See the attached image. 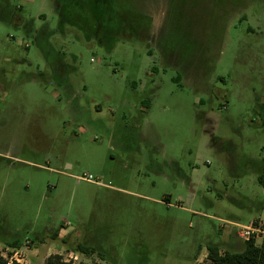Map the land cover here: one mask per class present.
Returning <instances> with one entry per match:
<instances>
[{
    "label": "rangeland",
    "instance_id": "1",
    "mask_svg": "<svg viewBox=\"0 0 264 264\" xmlns=\"http://www.w3.org/2000/svg\"><path fill=\"white\" fill-rule=\"evenodd\" d=\"M109 2L107 47L60 27L55 0H0L16 19H0V254L13 239L24 264L79 243L103 259L74 264L242 251L235 225L264 213V0Z\"/></svg>",
    "mask_w": 264,
    "mask_h": 264
},
{
    "label": "trees",
    "instance_id": "2",
    "mask_svg": "<svg viewBox=\"0 0 264 264\" xmlns=\"http://www.w3.org/2000/svg\"><path fill=\"white\" fill-rule=\"evenodd\" d=\"M57 3V14L60 16V27L64 23H69L83 31L86 37L95 36L100 43L110 47L109 41L100 39L103 31H106V21L110 15L109 0H55ZM0 19L3 21H16L11 11L6 7H0ZM112 40V39H111ZM264 125V118L262 121ZM259 185L264 190V161L260 165V173L257 176ZM262 208L264 209V203ZM57 232L51 234V238H57ZM41 240L36 236L34 241ZM244 243V248L240 252L225 250L220 252V247L216 245L207 246V255L205 264H264V241L256 244L254 240ZM7 249L16 250L22 247V243L18 239L4 243ZM73 252L84 255L98 254L103 259L95 247L84 244H76ZM0 264H7L6 259L0 256ZM15 264V263H12ZM44 264H72L64 260L62 255L51 254L44 260Z\"/></svg>",
    "mask_w": 264,
    "mask_h": 264
},
{
    "label": "built area",
    "instance_id": "3",
    "mask_svg": "<svg viewBox=\"0 0 264 264\" xmlns=\"http://www.w3.org/2000/svg\"><path fill=\"white\" fill-rule=\"evenodd\" d=\"M79 179L84 180L86 182L92 181L90 176L82 177ZM235 227L236 229L234 233L236 237L243 242L254 240L256 244H258V242L260 244L261 242L264 241V224L252 222L248 225H235ZM0 251H3V250L0 249ZM8 251L10 252H5V253L3 252L2 254H0V256L6 259L7 264H12V263L24 264L22 262L23 259L18 249L8 250ZM77 260H78L77 256L73 254H68L65 259V261L71 262L72 264H74Z\"/></svg>",
    "mask_w": 264,
    "mask_h": 264
},
{
    "label": "crops",
    "instance_id": "4",
    "mask_svg": "<svg viewBox=\"0 0 264 264\" xmlns=\"http://www.w3.org/2000/svg\"><path fill=\"white\" fill-rule=\"evenodd\" d=\"M252 222H254V223H259V224H264V213H260V214H256L254 217H253V219L248 223V224H250V223H252ZM68 233H67V231L64 229V228H59L58 229V232H57V239L59 240V241H64V239H66L67 237H68ZM234 235H235V233H234ZM236 236V235H235ZM237 238V237H236ZM238 239V238H237ZM238 240H240V239H238ZM241 241V240H240ZM243 242V241H242ZM62 244V243H61ZM224 246H226V248H228L227 250H229V249H232V250H234L233 248H234V246H235V244H233V243H231V244H226V243H224ZM22 248V247H21ZM55 248L56 249H58V250H60V251H57V253L55 252L54 254H59V255H62L63 256V252H66L65 254L67 255V254H73V255H75V254H77V253H74V252H72L71 250H67L66 248L64 249V248H62V247H58V246H55ZM20 249V248H19ZM18 249V250H19ZM77 256V258H79V256L78 255H76ZM82 256H84V254L82 255ZM45 258L46 257H44V259H43V263H44V260H45ZM65 260V259H64Z\"/></svg>",
    "mask_w": 264,
    "mask_h": 264
}]
</instances>
